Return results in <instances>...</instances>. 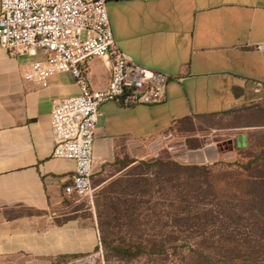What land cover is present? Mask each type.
I'll return each instance as SVG.
<instances>
[{"label": "crops", "instance_id": "1", "mask_svg": "<svg viewBox=\"0 0 264 264\" xmlns=\"http://www.w3.org/2000/svg\"><path fill=\"white\" fill-rule=\"evenodd\" d=\"M107 5L118 46L135 62L173 79L161 103L101 107L94 188L124 156L136 163L152 155L195 117L226 120L185 131L184 149L173 152L185 162L236 161L264 135V95L255 91L257 82L264 84V0H108ZM44 55L39 49L14 56L0 44V260L27 264L92 255L101 243L95 208L83 202L89 196L64 191L76 162L53 156V102L82 90L70 72L53 75L47 86L26 80L27 66ZM90 69L92 87L106 89L112 61L95 58Z\"/></svg>", "mask_w": 264, "mask_h": 264}, {"label": "rangeland", "instance_id": "2", "mask_svg": "<svg viewBox=\"0 0 264 264\" xmlns=\"http://www.w3.org/2000/svg\"><path fill=\"white\" fill-rule=\"evenodd\" d=\"M224 120L195 117L186 121L164 148L133 164L129 162L133 158L124 156L97 178L95 187L99 181L105 183L83 202L90 201L95 208L100 248L88 256L58 258L53 264H189L192 256L183 251L188 244L209 241L197 236L201 230L237 228L240 243L246 234L251 237L256 226H264V158H258L264 154V135L257 136L236 161L189 163L173 155L184 149L185 131H202ZM160 160L177 165H164ZM164 240L170 246L166 253L135 259L119 258L109 246L150 243L158 248ZM175 243L185 247L176 248ZM0 264L27 262L4 259Z\"/></svg>", "mask_w": 264, "mask_h": 264}, {"label": "built area", "instance_id": "3", "mask_svg": "<svg viewBox=\"0 0 264 264\" xmlns=\"http://www.w3.org/2000/svg\"><path fill=\"white\" fill-rule=\"evenodd\" d=\"M108 0H1L0 44L14 56L45 55L31 62L26 80L42 86L58 73H72L81 94L53 102V156L72 159L76 170L65 186L68 196H92L94 146L101 107L119 102L124 107L154 105L166 99L173 77L135 62L117 44ZM112 61L106 89L92 87L90 62ZM264 92L263 82L256 83Z\"/></svg>", "mask_w": 264, "mask_h": 264}, {"label": "trees", "instance_id": "4", "mask_svg": "<svg viewBox=\"0 0 264 264\" xmlns=\"http://www.w3.org/2000/svg\"><path fill=\"white\" fill-rule=\"evenodd\" d=\"M258 158H264V154ZM135 160H130V164ZM159 163L164 165H177L174 161L160 160ZM179 166V165H178ZM182 168H189L183 167ZM253 234H246L243 243H240L238 235H241L237 228H208L198 232L197 236L207 241L204 245L188 244L190 247L183 250L192 256L189 264H264V226H256ZM176 239H179L178 237ZM255 239V240H253ZM102 243V237L100 235ZM203 241V242H205ZM108 244V242H106ZM168 240H164L161 245L156 248L150 243L137 244L134 246H110L117 256L122 259H135L153 253H166L169 249ZM176 248H183L185 245H178ZM100 247L97 248V250ZM66 257H83L79 255H66Z\"/></svg>", "mask_w": 264, "mask_h": 264}]
</instances>
